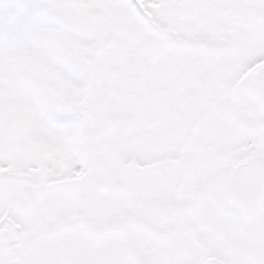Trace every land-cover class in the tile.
I'll use <instances>...</instances> for the list:
<instances>
[{"label":"snow or ice","instance_id":"snow-or-ice-1","mask_svg":"<svg viewBox=\"0 0 264 264\" xmlns=\"http://www.w3.org/2000/svg\"><path fill=\"white\" fill-rule=\"evenodd\" d=\"M0 264H264V0H0Z\"/></svg>","mask_w":264,"mask_h":264}]
</instances>
